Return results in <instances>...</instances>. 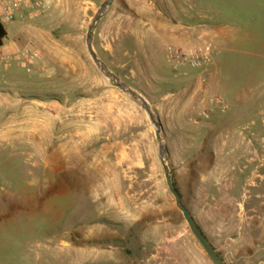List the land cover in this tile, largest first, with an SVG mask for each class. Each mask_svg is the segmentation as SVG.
Instances as JSON below:
<instances>
[{
  "label": "rangeland",
  "instance_id": "374dc122",
  "mask_svg": "<svg viewBox=\"0 0 264 264\" xmlns=\"http://www.w3.org/2000/svg\"><path fill=\"white\" fill-rule=\"evenodd\" d=\"M103 1L52 0L3 23L0 264H213L167 187L155 127L87 51ZM92 44L159 119L172 180L224 256L201 196L216 192L226 175L216 162L234 151L261 164L241 204L258 183L264 193V0H114ZM204 46L196 68L170 57ZM24 49L38 56L25 62ZM229 205L233 228L248 213Z\"/></svg>",
  "mask_w": 264,
  "mask_h": 264
},
{
  "label": "crops",
  "instance_id": "0c3cea01",
  "mask_svg": "<svg viewBox=\"0 0 264 264\" xmlns=\"http://www.w3.org/2000/svg\"><path fill=\"white\" fill-rule=\"evenodd\" d=\"M233 137H248L247 133H237ZM242 144H245V141ZM248 148V147H247ZM244 150L235 146L232 150ZM231 150V151H232ZM228 153V152H227ZM233 156H220L216 162L220 174L223 177L216 187V195L212 193L210 198L201 196L202 200L209 201L211 218L219 226L214 231L216 240H222L224 256L220 254L226 264H264V193H260L261 185L252 187L253 193L249 195L246 202L242 205V190L246 186L251 174L250 170H256L261 164L252 162L248 156H237V152H232ZM229 154V153H228ZM229 171V172H228ZM232 171V172H230ZM229 202H233L239 210H246L247 215L238 218V223L231 228L229 221ZM207 203V202H206ZM239 210H237L239 212ZM214 246V245H213ZM215 247V246H214ZM225 257V258H224ZM263 257V258H262Z\"/></svg>",
  "mask_w": 264,
  "mask_h": 264
},
{
  "label": "water",
  "instance_id": "95a60500",
  "mask_svg": "<svg viewBox=\"0 0 264 264\" xmlns=\"http://www.w3.org/2000/svg\"><path fill=\"white\" fill-rule=\"evenodd\" d=\"M114 2V0H104L101 5L99 6L97 12L93 16V19L88 26V30L86 33V47L89 55L91 56L93 62L96 64V66L99 68V70L109 79L110 83L122 90L123 92L130 95V97L134 100L139 102L141 107L146 112L150 122L155 127V136L157 139V142L159 144V160L163 167L164 176L166 180L167 187L170 191V193L173 195L176 206L181 211L191 233L194 235V237L197 239L198 243L201 245L209 259L213 264H225L217 250L213 247L205 233L202 231V229L199 227L197 222L195 221L193 215L190 213L186 205L184 204L182 197L178 190L176 189L174 182L172 180V177L170 175V169L169 165L166 161L165 154L167 152V146L163 143L162 138V126L160 124L159 119L155 116L153 110L149 106L147 100L134 91L132 88H130L126 83L122 82L116 74H114L108 66L98 57L96 51L93 48L92 39H93V33L96 24L101 19L103 13L111 6V4Z\"/></svg>",
  "mask_w": 264,
  "mask_h": 264
},
{
  "label": "built area",
  "instance_id": "2783aa9c",
  "mask_svg": "<svg viewBox=\"0 0 264 264\" xmlns=\"http://www.w3.org/2000/svg\"><path fill=\"white\" fill-rule=\"evenodd\" d=\"M52 0H0V22H22L27 18L36 17L50 7ZM210 50L208 46L192 49L188 52L174 49L170 52L172 60L177 62H185L191 67L196 68L201 66L209 59ZM21 56L25 62H31L32 59L38 56V53L31 49H24ZM11 59V54L0 45V62H7ZM217 104L222 101L219 98H214ZM206 115L205 112H202Z\"/></svg>",
  "mask_w": 264,
  "mask_h": 264
},
{
  "label": "trees",
  "instance_id": "16d2710c",
  "mask_svg": "<svg viewBox=\"0 0 264 264\" xmlns=\"http://www.w3.org/2000/svg\"><path fill=\"white\" fill-rule=\"evenodd\" d=\"M7 37V29L4 26V24L2 22H0V45L3 44V40ZM175 185V183H174ZM176 187V185H175ZM176 189L178 190V188L176 187ZM179 192V190H178ZM180 193V192H179Z\"/></svg>",
  "mask_w": 264,
  "mask_h": 264
}]
</instances>
